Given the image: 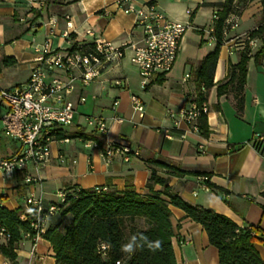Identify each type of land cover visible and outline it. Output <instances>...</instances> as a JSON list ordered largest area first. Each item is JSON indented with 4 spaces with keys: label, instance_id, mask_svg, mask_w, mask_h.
Wrapping results in <instances>:
<instances>
[{
    "label": "crops",
    "instance_id": "1",
    "mask_svg": "<svg viewBox=\"0 0 264 264\" xmlns=\"http://www.w3.org/2000/svg\"><path fill=\"white\" fill-rule=\"evenodd\" d=\"M150 1L167 19L189 25L171 71L142 88L137 68L130 62L132 51L127 48L119 65L99 81L85 87L77 86L71 96L76 103V114L73 124L65 128V135H89L84 117L101 116L109 124L107 138L128 147L130 152L114 154L106 160L102 154L104 138L97 139L98 147L85 148L83 139L67 137V143L56 142L50 146L51 158L38 171L39 183L24 182L26 176L35 174L30 164L13 178L7 179L0 174V206L27 212L29 207L25 199L33 194L40 197L43 207L47 208L58 203L56 192H69L75 188L133 189L145 195L152 168L159 177H168L165 170L149 164L150 161H162L180 171L194 173L169 176L167 186L172 193L191 205L228 218L239 228L253 226L264 231V141L259 143L260 151L252 145L256 137H264V67L249 60L243 109L237 115L232 98L217 97L215 89L227 81L228 67L239 61L241 50L230 49L227 45L220 47L213 74L214 86L207 92L205 103L208 133L203 136L191 124L179 120V112L189 108L196 94L192 72L212 51L201 49L199 30L214 26L212 13L224 0L130 2L138 8ZM124 6L120 0H0V87L11 89L27 81L34 49L43 43L45 25L50 19L56 22L55 35L51 39L53 48H68L65 33L73 43L80 45L92 44L93 40L108 41L115 46L138 43L140 33L134 27L135 16L124 13ZM262 14L264 11L258 1L248 2L237 14H230L226 20H235L237 26L234 30L226 29L224 42L253 30L260 24ZM86 31H92L93 36L86 35ZM4 59L13 62L5 64ZM11 68L25 72V78L15 82L6 77L3 72ZM115 79L123 80L125 86L115 87ZM3 81L8 83L4 85ZM131 95L138 97L144 105L142 118L132 109ZM114 101L117 105L113 111ZM114 115L125 121L121 124L113 122ZM74 140L81 143L76 145ZM15 149L7 138L0 137V157ZM58 156L65 160L64 164L58 163ZM205 176L217 190L201 186L206 184L203 182ZM161 189L159 185L152 187L153 191ZM169 209L174 226L171 246L176 264H218V252L209 244L203 228L185 218L181 210ZM57 215L45 217L44 229L60 221L62 224L69 222V217L61 219ZM255 249L264 261V244H256ZM15 253L17 264H55L50 244L40 236H24ZM0 264L11 263L0 256Z\"/></svg>",
    "mask_w": 264,
    "mask_h": 264
},
{
    "label": "trees",
    "instance_id": "2",
    "mask_svg": "<svg viewBox=\"0 0 264 264\" xmlns=\"http://www.w3.org/2000/svg\"><path fill=\"white\" fill-rule=\"evenodd\" d=\"M252 1H258L264 11V0H224L217 5L218 19L214 22L217 43L192 72L196 82L195 103L199 107L206 103L207 92L214 86L213 74L224 42L223 31L228 28L226 19ZM247 34L250 38L258 39L257 47L250 53L244 48L240 52L239 61L229 65L227 81L215 89L217 97L226 95L232 98L237 115L243 109V90L249 60L253 59L256 65L264 67V14L260 24ZM86 46L91 47L92 44ZM12 62L11 59H4L5 64ZM201 87L204 92L200 91ZM196 127L203 136H207L206 114L199 115ZM56 136L58 139L78 137L97 140L92 134L57 133ZM252 145L260 151L259 143ZM149 164L165 170L168 177L194 174L180 171L162 161H150ZM168 177H159L152 168L146 183L148 193L145 195L133 189L115 191L107 187L65 191L64 202L58 205L56 213L61 219L69 217V222L62 224L60 221L48 226L39 235L50 244L55 264H115L117 261L123 264H176L171 246L174 226L170 207L181 210L185 218L203 228L209 244L218 252V264H264L255 249L256 244H264V231L253 226L239 228L228 218L210 209L187 203L171 192L167 186ZM207 177V188L217 190L207 182ZM154 185L162 189L153 191ZM33 222L28 211L8 210L0 206V256L11 264H17L15 250L23 237L36 236ZM156 241L160 242L159 248L155 247ZM129 244L132 249L124 251V246ZM101 246L105 247L103 251Z\"/></svg>",
    "mask_w": 264,
    "mask_h": 264
},
{
    "label": "built area",
    "instance_id": "3",
    "mask_svg": "<svg viewBox=\"0 0 264 264\" xmlns=\"http://www.w3.org/2000/svg\"><path fill=\"white\" fill-rule=\"evenodd\" d=\"M131 0H120L125 3L122 7L124 13H132L135 16L134 27L140 33V40L136 44H123L115 46L111 42L93 40L92 46L73 43L65 33L67 49L53 48L52 37L55 35V20L50 19L46 23V34L43 43L35 48V54L31 62L30 74L27 81L11 89L0 87V137L4 136L15 145L16 149L9 155L0 157V174L10 179L15 174L30 164L34 168V175L26 176V184L39 183L38 171L47 165L51 158L50 146L53 143H67L68 138L58 139L57 133H65V128L73 124L76 114V103L71 96L77 86H87L91 82L99 81L101 77L112 68L119 65L127 48L132 51L130 62L137 68L140 86L146 88L152 80L168 74L175 62L180 48L182 37L189 27L188 24L167 19L155 7L154 2H147L135 8ZM189 13V11H187ZM217 10L212 13V21H217ZM228 29H236V21L226 20ZM226 30L223 31V36ZM86 35L93 36L92 31H86ZM201 41L207 47H214L217 43L214 26L199 30ZM258 39L250 38L246 33L241 36H233L223 45L228 48H244L252 52L258 44ZM187 77V76H186ZM113 85L117 88L125 86L124 81L115 79ZM204 92V88H200ZM194 95L188 109L179 112V120L192 125L197 130L196 120L200 114H206L205 103L200 107L195 103ZM80 101V100H79ZM78 101V102H79ZM133 111L142 118L144 105L142 101L130 96ZM117 101L112 104L115 110ZM173 117L172 114H169ZM112 121L121 124L124 118L114 115ZM85 127L89 134L96 139L104 138L102 142V154L109 160L114 154L125 155L130 152L128 147H122L107 138L109 124L101 116L90 115L84 117ZM165 134L167 132L165 131ZM264 141V137H256L253 143ZM85 148L98 147V140H84ZM59 164L65 160L57 157ZM205 178L203 182H205ZM206 188V184L201 185ZM104 190V189H103ZM66 192H56L58 203H52L47 208L43 207L42 199L30 194L25 199L29 207V216L34 219L32 227L37 231L36 236L44 233V219L58 211V205L64 202ZM35 236V237H36ZM28 237V236H27ZM182 242H180L181 244ZM105 249L101 246V250ZM115 264H123L117 261Z\"/></svg>",
    "mask_w": 264,
    "mask_h": 264
},
{
    "label": "rangeland",
    "instance_id": "4",
    "mask_svg": "<svg viewBox=\"0 0 264 264\" xmlns=\"http://www.w3.org/2000/svg\"><path fill=\"white\" fill-rule=\"evenodd\" d=\"M261 18H262V16H261ZM188 29V28H187ZM186 29V30H187ZM186 32V31H185ZM199 36H200V34H199ZM203 44V43H202ZM258 45V44H257ZM201 49H203V50H205V49H213V48H210V47H207L206 45H202L201 46ZM179 50H180V48H179ZM4 73V75L6 76V77H9V78H11V79H13V81H15V82H20V81H22L24 78H25V76H26V73L25 72H18V70H17V68L16 69H14V68H11V69H8V70H6L5 72H3ZM12 81V82H13ZM8 82H5V81H3V84L5 85V84H7ZM2 115V110H1V108H0V116ZM82 123H84L83 121H82ZM73 143H75L76 145H79L80 143H81V141L80 140H74V142Z\"/></svg>",
    "mask_w": 264,
    "mask_h": 264
},
{
    "label": "clouds",
    "instance_id": "5",
    "mask_svg": "<svg viewBox=\"0 0 264 264\" xmlns=\"http://www.w3.org/2000/svg\"><path fill=\"white\" fill-rule=\"evenodd\" d=\"M161 245H160V242L159 241H156L155 242V247L156 248H159ZM132 249V245L131 244H129V245H126V246H124V248H123V250L124 251H130Z\"/></svg>",
    "mask_w": 264,
    "mask_h": 264
}]
</instances>
